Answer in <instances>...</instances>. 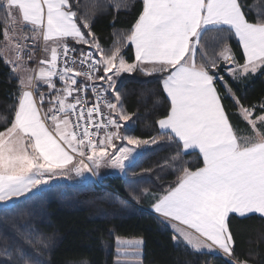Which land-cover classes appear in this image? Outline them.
I'll list each match as a JSON object with an SVG mask.
<instances>
[{"label":"snow or ice","instance_id":"6c2138e0","mask_svg":"<svg viewBox=\"0 0 264 264\" xmlns=\"http://www.w3.org/2000/svg\"><path fill=\"white\" fill-rule=\"evenodd\" d=\"M78 8L79 0H0V59L18 77L19 89L10 124L0 116L8 124L0 130V213L12 212L27 194L39 195L57 177L96 175L101 167L124 173L150 146L166 141L175 151L160 167L178 173L175 185L159 195L133 190L132 199L151 195L155 213L184 226L173 227L176 247L183 243L195 252L222 254L227 264H249L235 255L230 221L264 218V99L245 106L219 69L223 64L234 82L264 73V9L242 0H142L131 29L114 32L106 50L92 31L95 9L81 14ZM208 33L220 44L214 55L204 40ZM232 37L239 58L228 43ZM41 40L45 58L29 67ZM137 72L158 75L170 102L156 120L159 132L149 138L129 134L135 113L126 111L118 87L122 74ZM226 97L250 134L235 130L222 103ZM159 103L157 98L153 106ZM196 150L203 166L191 170L183 157ZM21 232L20 243L0 248V264H41L24 245L47 248L48 241L27 225ZM143 243L116 237L115 264L141 260Z\"/></svg>","mask_w":264,"mask_h":264},{"label":"trees","instance_id":"16d2710c","mask_svg":"<svg viewBox=\"0 0 264 264\" xmlns=\"http://www.w3.org/2000/svg\"><path fill=\"white\" fill-rule=\"evenodd\" d=\"M113 3L121 5L119 11L110 6ZM125 3L131 6L130 10H124ZM242 3L264 9V0H242ZM94 9L92 31L109 50L116 39L113 33L117 36L126 33L135 23L142 11V0H79V8L74 10L83 14ZM247 18L254 22L255 15L249 13ZM213 36L208 33L204 37L209 45V55H214L220 47ZM228 43L239 58L240 49L235 37ZM76 46L88 49L86 45ZM124 52L131 62L133 49L128 47ZM225 79L245 106L264 99V73L239 82L227 76ZM159 80L158 75L144 76L139 72L122 74L119 79L118 87L124 93L126 111L135 113L131 122L133 131L129 134L149 138L159 132L156 120L170 107ZM17 81L18 77L13 76L10 67L0 59V116H6L8 124L19 95ZM217 87L224 94L220 84L217 83ZM157 98L160 103L154 107ZM222 103L235 130L243 135L240 132L247 126L237 114L234 102L226 97ZM8 124L0 119V130ZM174 151L175 147L164 141L150 146L136 165L126 169L122 176H104L99 182L54 183L39 195L27 194L30 198H19L21 202L12 212L0 213V248L5 242L20 243L21 230L27 225L36 230L37 236L48 241L47 248L39 244L24 245L41 264H81L84 260L88 264H115L116 237L143 239L142 264H227L222 254L195 252L183 243L176 247L170 223L149 211L155 201L153 197L141 196L137 202L130 195L133 190L139 194L142 188L159 195L174 186L178 173L160 167ZM183 160L188 161L191 170L203 166L197 151L185 155ZM120 199L127 200V206H122ZM230 230L235 240V255L249 264H264V218L255 214L246 219L233 216ZM2 261L3 257H0Z\"/></svg>","mask_w":264,"mask_h":264},{"label":"rangeland","instance_id":"374dc122","mask_svg":"<svg viewBox=\"0 0 264 264\" xmlns=\"http://www.w3.org/2000/svg\"><path fill=\"white\" fill-rule=\"evenodd\" d=\"M237 41V40H236ZM238 42V41H237ZM239 45V44H238ZM134 52V51H133ZM98 57V56H97ZM99 58V57H98ZM224 65L223 64H221V67H220V69H219V71L221 72V74L222 75H224V77H229L228 75H227V73L226 72H224ZM251 77H253V76H250L249 78H251ZM230 78V77H229ZM249 78H247V79H249ZM231 79V78H230ZM243 80H246V79H243ZM243 80H241V81H243ZM218 84H220L219 82H218ZM220 86L222 87V89H223V92L225 91L224 90V87H223V85L222 84H220ZM228 98H230V97H228ZM231 99V98H230ZM232 100V99H231ZM246 123V122H245ZM246 126H247V129H244L242 132H240V133H242L243 135H248V134H250V128H249V126L246 124ZM109 169H110V172L111 171H113L115 174H117V173H120L121 174V172L118 170V169H114V168H111V167H109ZM108 173H109V171L107 172V171H103L102 170V168H99L98 170H97V174H96V176H98L99 177V179L101 178V176H106V175H108ZM125 173V172H124ZM124 173H122V175H124ZM77 179L78 180H80V181H75V179H71L72 180V182H83V181H87V180H92V179H94V177H93V175H92V173L91 172H87V173H85L84 174V176H77ZM98 179V180H99ZM36 190L34 189L33 190V192H35ZM169 222V221H168ZM170 223V227L172 228V230H173V227L174 226H176L175 224L173 225V223H171V222H169ZM122 238H124V237H122ZM126 239H132V238H126ZM115 245H116V239H115ZM202 251H205V250H202ZM123 259V258H122ZM131 264H142V261L141 260H138V261H132L131 262Z\"/></svg>","mask_w":264,"mask_h":264},{"label":"crops","instance_id":"0c3cea01","mask_svg":"<svg viewBox=\"0 0 264 264\" xmlns=\"http://www.w3.org/2000/svg\"><path fill=\"white\" fill-rule=\"evenodd\" d=\"M133 51H134V50H133ZM44 58H45V54H44ZM29 67H34V68H35V64H34L33 62H29ZM78 78H79V77H77V79H78ZM55 80H56V83H57V87H62V83L59 82L58 78H55ZM41 89L47 92V88H46V86H41ZM165 95H166V94H165ZM45 109H46V107H45ZM196 151L198 152V150H196ZM101 168H102L103 171H107V172L109 171L108 175H120V176H122V173H121V174H120V173L115 174L113 171L110 172L109 167H101ZM92 175H93V174H92ZM108 175H106V176H108ZM104 176H105V175H104ZM104 176H101V178L104 177ZM93 177H94V179H92V180L95 181V182H99V181L101 180V178L99 179V177L96 176V175H93ZM71 179H75V181H80V180L77 179V176H76L74 173H72V174L70 175V178H65V177H57V178H54L53 180L49 181V185L46 186V188L50 187V185H52V184H54V183H60V182L73 183ZM98 179H99V180H98ZM87 181H90V180H87ZM83 182H85V181H83ZM33 190H34V189H33ZM154 203H155V201H154ZM154 203H153V204H154ZM153 204H152V205H153ZM152 205L150 206L149 211L155 213L154 210L152 209ZM155 214H157V213H155ZM157 215H158V214H157ZM251 215H253V214H251ZM255 215H257V214H255ZM158 216H159V215H158ZM162 218H163V217H162ZM171 223H173V225L175 224V225L178 226V227H184L183 225H178V224H176L175 222H171ZM205 251H207V250H205Z\"/></svg>","mask_w":264,"mask_h":264},{"label":"built area","instance_id":"2783aa9c","mask_svg":"<svg viewBox=\"0 0 264 264\" xmlns=\"http://www.w3.org/2000/svg\"><path fill=\"white\" fill-rule=\"evenodd\" d=\"M42 43H43L42 40L38 42V46H37V48L35 50V58L31 61V62H33L35 64V67L38 66L39 60L44 58V53H43L41 47L39 46V45H42ZM84 50L87 51L88 49H84ZM78 80H81V82H84L82 77H79ZM41 91H44V90L41 89ZM44 92L47 93L46 91H44ZM89 99L91 100V92H89ZM47 106H48L47 102H45L44 107L47 108Z\"/></svg>","mask_w":264,"mask_h":264}]
</instances>
